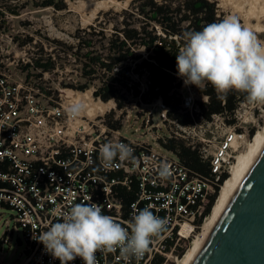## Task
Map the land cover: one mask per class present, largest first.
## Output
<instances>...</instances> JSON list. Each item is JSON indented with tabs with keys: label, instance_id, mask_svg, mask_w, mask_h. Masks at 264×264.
<instances>
[{
	"label": "built area",
	"instance_id": "1",
	"mask_svg": "<svg viewBox=\"0 0 264 264\" xmlns=\"http://www.w3.org/2000/svg\"><path fill=\"white\" fill-rule=\"evenodd\" d=\"M7 33L0 34V219L3 211L11 214L3 224L6 230L0 241V264H9L4 261V246L12 244L15 232L17 249L25 247L19 264H60L34 236L61 220L74 204L85 202L97 203L103 214L125 226L142 203L143 208L167 221L166 229L143 257H125L119 249L98 251L97 264H152L157 256L178 264L180 257L169 249L168 240L190 239L202 229L208 217L206 203L219 186L222 189L223 176H231L237 155L251 139L252 128L242 126V117L236 114L230 126L225 116L218 114L210 122L198 120L180 126L169 119L170 108L162 99L144 104L130 95L118 108L115 100L105 102L95 95L97 83L81 90L67 87L79 83L72 78L69 82V76L54 82L50 74L59 65L53 71L34 70V59L40 54L31 52L30 56V45L21 47ZM180 80L183 106L192 112L196 110V90ZM145 87L142 83V91ZM77 101L83 102L86 110L71 118L67 109ZM242 108H247V103H242L236 113ZM250 118L257 123L254 114ZM115 123L119 128L111 125ZM166 124L180 128L187 145L199 150L210 163L211 177L193 172L163 147L161 140L167 137L160 128ZM198 127L203 134L195 139ZM219 128L225 130L220 137ZM106 143L128 145L133 150L131 157L116 158L111 167L103 166L100 148ZM133 180L138 182L140 194L126 212L113 188L128 186ZM201 218L202 224L197 225ZM70 264L82 261L77 258Z\"/></svg>",
	"mask_w": 264,
	"mask_h": 264
},
{
	"label": "trees",
	"instance_id": "2",
	"mask_svg": "<svg viewBox=\"0 0 264 264\" xmlns=\"http://www.w3.org/2000/svg\"><path fill=\"white\" fill-rule=\"evenodd\" d=\"M35 6L52 7L57 11L67 8L65 0H40ZM18 7L0 0V34L6 29L4 22L7 12H14ZM224 18L218 0H132L120 12L113 9L102 12L95 24L77 29L72 36L74 44L48 39L50 44H54L52 52L40 49L42 53L34 59L33 68L42 72L53 71L59 65L58 59L71 56L80 65L78 71L84 82L66 85L84 90L97 83L95 95L105 102L115 100L118 108L124 106L130 95L144 104L162 99L170 108L169 119L180 126L191 125L198 120L210 122L217 114L225 116L227 122L233 124L238 108L242 103H248L245 94L232 91L226 96H218L212 85L206 84L201 90L197 88V93L207 97V100H196V110L190 112L183 106L179 93L182 82L176 74V55L183 46V34L201 30L210 23H219ZM31 42H34L33 37L21 41L22 45ZM142 83L146 85L144 91ZM111 125L119 128L118 123ZM255 133L256 129L253 128L250 136L254 137ZM161 143L190 170L211 177L210 163L202 158L198 149L174 136L161 140ZM118 174L122 175L120 172L112 173ZM229 179L230 174H225L220 184L223 186ZM113 191H118L116 198L129 212L131 205L139 198L140 187L133 180L128 186H115ZM220 191L219 186L217 193L209 197L205 216L211 214ZM143 206L144 203L141 209ZM202 221L203 218L197 221V225H201ZM192 241L191 238L175 237L167 244L174 254L182 258ZM152 264L176 262L157 256Z\"/></svg>",
	"mask_w": 264,
	"mask_h": 264
},
{
	"label": "clouds",
	"instance_id": "3",
	"mask_svg": "<svg viewBox=\"0 0 264 264\" xmlns=\"http://www.w3.org/2000/svg\"><path fill=\"white\" fill-rule=\"evenodd\" d=\"M182 39L176 74L185 86L201 90L211 84L218 96L236 91L245 94L249 104L264 105V40L250 27L229 16L201 30L185 32ZM85 110L79 101L67 109L71 118ZM132 152L128 145L106 143L100 148V160L103 166L111 167L116 158L128 159ZM126 225L103 214L97 203H77L34 239L60 264H70L77 258L82 264H97L98 251L111 253L117 249L125 257L139 259L166 229L167 221L146 207Z\"/></svg>",
	"mask_w": 264,
	"mask_h": 264
},
{
	"label": "rangeland",
	"instance_id": "4",
	"mask_svg": "<svg viewBox=\"0 0 264 264\" xmlns=\"http://www.w3.org/2000/svg\"><path fill=\"white\" fill-rule=\"evenodd\" d=\"M5 3L8 4H15L18 7L14 12H7L5 17V27L6 32L8 35H11L16 38H20V40H16L19 42L20 46L22 45L21 41L27 40V37H33L34 42L28 43L29 47V55L31 52H37L41 55V50L44 49L46 52H52V47L54 44H50L49 40H59L64 41L70 44H74L73 35L79 28H86L92 24L96 23V19L100 13L106 12L108 10H115L120 12L121 10L127 8L132 0H113L109 2L107 5H100L104 0H65L67 4V8L65 10L57 11L52 7L49 8H41L36 7L35 3L40 2V0H4ZM106 1V0H105ZM99 5L101 7H99ZM218 7L220 12L225 15V17L235 16L239 22L244 25V19L234 11L232 4H226L222 0H218ZM245 26V25H244ZM4 30V31H5ZM2 31V32H4ZM1 32V33H2ZM255 32V31H254ZM257 36L264 40V33L255 32ZM42 45V46H41ZM31 56V55H30ZM59 69L55 71V73L50 74L54 82L65 78V76H69L72 82V79H75V82H84L79 77L78 68L80 65L75 62L74 58L69 56L68 59L59 60ZM72 78V79H71ZM145 81V80H144ZM68 87V86H67ZM71 88V87H69ZM193 88L196 90L197 100H205V97H201L197 93V87L193 85ZM247 110L248 112H245ZM254 114L255 118L257 119V123L254 124L251 122L250 116ZM236 115L242 117L240 122L242 126H245L246 129H253L255 128L257 132L264 127V105H253L247 103V108H242L239 113ZM245 122V123H244ZM227 126L233 125L229 124L226 120ZM202 130L198 127L194 132V138H198L201 136ZM224 128H219V137L222 135ZM244 131V130H243ZM160 132L163 136L171 137L174 136L178 139L183 140L184 142L188 143V140L184 137L180 128H178L174 124H166L165 127L160 128ZM255 133V135L257 134ZM254 135V136H255ZM254 137H251V139ZM249 139L247 141L246 146L240 150V154L237 156L238 164L239 158L246 153L247 146L252 144L253 139ZM220 140V138H219ZM232 178V174L230 179ZM229 179V180H230ZM228 180V181H229ZM5 214L3 218L0 219V241L3 237V234L6 230V227L3 225L5 220L9 219L11 212L3 211ZM208 218V217H207ZM201 230V229H200ZM200 230H196V234L200 232ZM17 237L18 232H15L13 242L11 245L6 244L4 246V261L9 264L14 263H21L23 257H21L22 252L24 251L25 247L20 246L17 249ZM192 241V238H191Z\"/></svg>",
	"mask_w": 264,
	"mask_h": 264
},
{
	"label": "water",
	"instance_id": "5",
	"mask_svg": "<svg viewBox=\"0 0 264 264\" xmlns=\"http://www.w3.org/2000/svg\"><path fill=\"white\" fill-rule=\"evenodd\" d=\"M195 264H264V150Z\"/></svg>",
	"mask_w": 264,
	"mask_h": 264
},
{
	"label": "bare ground",
	"instance_id": "6",
	"mask_svg": "<svg viewBox=\"0 0 264 264\" xmlns=\"http://www.w3.org/2000/svg\"><path fill=\"white\" fill-rule=\"evenodd\" d=\"M111 1L113 0H104L98 4L107 5ZM222 1L226 4L233 5L234 11L244 19L245 26L250 27L255 32L261 34L264 33V0ZM100 5L99 7H101ZM234 146H237L235 142ZM263 150L264 127H262L254 136L252 144L247 146L246 153L239 158L238 164H234L232 178L224 183L211 214L206 219L200 232L194 236L189 250L182 258L178 259V264H195L217 224L221 220L232 199L245 181Z\"/></svg>",
	"mask_w": 264,
	"mask_h": 264
}]
</instances>
